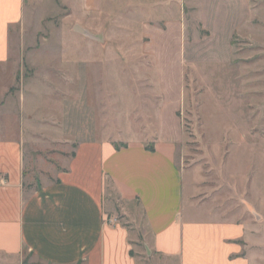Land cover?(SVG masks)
I'll list each match as a JSON object with an SVG mask.
<instances>
[{
    "label": "rangeland",
    "instance_id": "obj_1",
    "mask_svg": "<svg viewBox=\"0 0 264 264\" xmlns=\"http://www.w3.org/2000/svg\"><path fill=\"white\" fill-rule=\"evenodd\" d=\"M162 1L153 24L149 9L140 18L122 0L104 1L98 17L75 0H25L0 91L16 113L26 93L27 182L50 183L80 143L152 144L162 116L180 125L177 164L197 199L264 230V0ZM158 44L178 58L172 48L156 68L141 51ZM105 196L118 204L110 182ZM116 216L137 238L140 264L154 263L141 232Z\"/></svg>",
    "mask_w": 264,
    "mask_h": 264
},
{
    "label": "crops",
    "instance_id": "obj_2",
    "mask_svg": "<svg viewBox=\"0 0 264 264\" xmlns=\"http://www.w3.org/2000/svg\"><path fill=\"white\" fill-rule=\"evenodd\" d=\"M75 1L82 12L98 17L103 2L111 0ZM24 2L0 0V76L10 66L11 28L23 19ZM162 2L122 0V6L140 18L149 9L154 24ZM142 27L147 36L156 35L155 25ZM170 49L177 57L172 45H150L141 52L151 55L159 68L162 54ZM7 94L3 87L0 264H140L137 238L116 216L118 210L141 232L152 264H264V230L257 220L228 218L194 195L190 171L185 174L177 164L183 140L178 121L169 126L161 116L152 144L80 143L67 168L58 170L50 183L32 187L27 182V134L33 126L27 120L26 93H19L20 113L4 100ZM107 182L118 197L115 207L105 196Z\"/></svg>",
    "mask_w": 264,
    "mask_h": 264
},
{
    "label": "trees",
    "instance_id": "obj_3",
    "mask_svg": "<svg viewBox=\"0 0 264 264\" xmlns=\"http://www.w3.org/2000/svg\"><path fill=\"white\" fill-rule=\"evenodd\" d=\"M118 147V146H117Z\"/></svg>",
    "mask_w": 264,
    "mask_h": 264
}]
</instances>
